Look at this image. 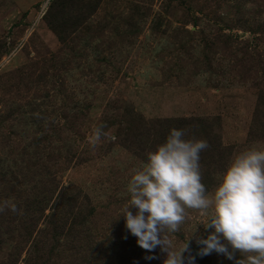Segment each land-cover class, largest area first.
Masks as SVG:
<instances>
[{"label": "rangeland", "instance_id": "374dc122", "mask_svg": "<svg viewBox=\"0 0 264 264\" xmlns=\"http://www.w3.org/2000/svg\"><path fill=\"white\" fill-rule=\"evenodd\" d=\"M125 120L136 133L130 141ZM58 125L66 130H53ZM151 128L207 141L200 170L209 195L236 155L264 150V0H0V142L19 145L0 153L34 154L44 135L85 138L82 150L96 159L71 166L63 182L84 184L104 234L118 225L124 235L117 220L125 221L127 184L159 144H145ZM207 220L188 209L178 231L166 234L175 249L188 241L185 260L211 231ZM114 243L96 246L91 264L167 258L160 246L142 249L137 237ZM197 257L246 264L239 252Z\"/></svg>", "mask_w": 264, "mask_h": 264}, {"label": "clouds", "instance_id": "9594fccd", "mask_svg": "<svg viewBox=\"0 0 264 264\" xmlns=\"http://www.w3.org/2000/svg\"><path fill=\"white\" fill-rule=\"evenodd\" d=\"M207 148L206 140L170 129L127 184L130 198L121 213L125 227L142 249L152 252L160 246L167 253L164 264H195L194 256L185 260L188 241L175 249L166 234L178 231L188 209L200 210L208 216L204 228L211 231L197 240L199 255L215 251L234 259L239 252L246 264H264V150L250 148L236 155L209 195L200 170V154ZM11 208L16 211L15 205Z\"/></svg>", "mask_w": 264, "mask_h": 264}, {"label": "trees", "instance_id": "16d2710c", "mask_svg": "<svg viewBox=\"0 0 264 264\" xmlns=\"http://www.w3.org/2000/svg\"><path fill=\"white\" fill-rule=\"evenodd\" d=\"M124 122L127 125L125 132L117 128L114 135L120 137L123 132L126 141H130V136L136 133L131 131L126 120ZM153 124L161 126L157 121ZM54 129L59 132L66 130L63 125ZM169 131L151 128L148 133L152 138L145 144L152 146L158 141L163 142ZM215 136L219 137L217 133ZM84 141L85 138L60 135L53 140L44 135L37 141L38 151L34 154L0 153V205H6L0 211V264H76L81 260L91 264L96 258V246L102 248L103 243L112 245L114 241L127 244L136 238L129 230L124 235L117 234L118 225L104 234L105 224L96 217L99 206L83 190L84 184H79L78 180L75 184H64V172L71 166L96 159L95 155L88 156L87 151L82 150ZM0 144L3 148L19 146H11L7 142ZM17 155L19 158L15 161ZM12 205L16 211H12ZM117 221L125 224V221ZM113 230L117 236H113ZM110 245L108 249L113 254L115 250ZM64 248L73 254L63 253ZM125 250L129 251L128 248ZM199 251L198 248L194 251L195 264H206L205 260L197 257ZM77 253L80 254L79 259L75 257Z\"/></svg>", "mask_w": 264, "mask_h": 264}]
</instances>
